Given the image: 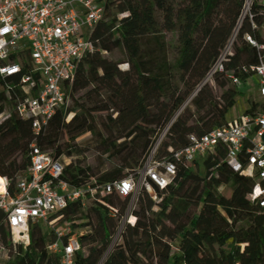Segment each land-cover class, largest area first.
Instances as JSON below:
<instances>
[{"label": "trees", "instance_id": "obj_1", "mask_svg": "<svg viewBox=\"0 0 264 264\" xmlns=\"http://www.w3.org/2000/svg\"><path fill=\"white\" fill-rule=\"evenodd\" d=\"M263 22L264 7L258 0H107L103 19L89 38L93 52L75 71L68 106L56 111L38 135L0 89V177L10 182L12 191L16 174L28 165L34 141L62 163L64 180L71 185L78 187L89 179L96 184L119 181L141 165L189 99L165 133L159 157L186 146L189 135L222 127L238 95L227 76L244 82L260 55L264 62V39L252 27ZM235 31L221 72L205 82ZM166 33L176 36L171 48ZM246 35L263 48L251 46ZM247 101L245 113L264 115V101ZM9 131L12 136L2 142ZM72 152L75 165H65L61 157ZM220 160L216 157L211 165ZM208 168L200 176L178 164L169 191H157L154 202L140 192L128 212L134 224L122 226L110 249L113 231L108 223L78 202L68 204L55 215L71 224L86 219L79 226L88 228L78 238L75 264H264V213H254L243 197L252 181L223 165L211 176ZM226 186L228 197L216 194ZM129 201L107 194L92 205L102 214L115 211L119 225ZM38 240L33 228L27 244L17 245L0 264L57 263L58 257L46 251L47 244L36 248ZM55 241L54 235L48 243ZM175 241L179 253L171 255Z\"/></svg>", "mask_w": 264, "mask_h": 264}, {"label": "built area", "instance_id": "obj_2", "mask_svg": "<svg viewBox=\"0 0 264 264\" xmlns=\"http://www.w3.org/2000/svg\"><path fill=\"white\" fill-rule=\"evenodd\" d=\"M106 1L0 0V89L10 97L18 117L30 122L33 135L46 127L56 111L68 106L75 71L80 61L93 52L89 38L93 28L103 19ZM258 3L264 7V0ZM244 11H248V3ZM252 27L264 33V22L258 28ZM245 39L257 49L263 48L249 36ZM230 45L229 42L219 55L205 82L215 72H221V63ZM262 56L259 64L250 68L251 75L244 82L236 76H227L237 91L247 80H252L259 99H264ZM189 100L174 115L141 165L112 183L71 185L64 180L62 163L42 152L33 141L29 146L28 165L16 174L12 191L10 182L1 178L0 260L17 245H26L33 228L42 232L44 227L45 235L49 217L70 203L78 202L84 209H90L93 201L107 194L120 201L131 199L137 188L151 201H156L157 191H169L178 164L195 171L196 166L203 163V168L209 167L210 173L223 165L250 179L253 186L244 190V200L253 206L254 213H264L263 114L245 113L244 110L234 119L225 117L226 124L222 127L202 135H189L186 146L168 156H158L161 140ZM219 156L220 162L212 166ZM128 212L119 226L116 212L106 213V222L114 235L109 249L118 241L122 226L134 224L135 218ZM64 238L58 237L45 249L58 257L55 264H75V255L80 250L78 238L75 235ZM178 253L175 241L171 244V255Z\"/></svg>", "mask_w": 264, "mask_h": 264}, {"label": "rangeland", "instance_id": "obj_3", "mask_svg": "<svg viewBox=\"0 0 264 264\" xmlns=\"http://www.w3.org/2000/svg\"><path fill=\"white\" fill-rule=\"evenodd\" d=\"M258 33L262 37V39H264V33L260 32V31ZM235 35H236V31L233 33V35L229 39V42L230 43H232V41L235 39ZM175 39H176V36H175L174 33H166L165 34V40L167 41V43H168V45H169L170 48L174 46ZM111 51H112L111 53L114 52L113 49H111ZM121 68L124 69L125 66L122 65ZM237 92H238V95L236 96V99H235V105L227 113V118L229 120L234 119V118L240 116L241 113H242V111H244V110L246 111V109L249 108L248 101H247V99L249 97H251L253 99V102L254 103L260 104V103H262L264 101V99H259L257 97V95L255 94V86H254V82L252 80H247L244 84H242V86L239 88V90ZM12 134H13V131H9L8 133H6L1 138V141L2 142L6 141L7 139H9L12 136ZM76 160H77V156L73 152L71 153V155L68 158L67 157H64V156L61 157V161L65 165L66 164H69V163H72V165H75ZM87 162H89L88 159L86 161H84V163H87ZM203 167H204V164L203 163L201 165H197L196 166V172L200 176H203L205 174V173H203V170H204ZM208 174L211 176L212 173L208 172ZM92 183H95L94 180L93 179H89V180L85 181L84 184H82V185L83 186H85V185H91ZM140 192L141 191L138 188L135 190L133 196L131 197V199L129 201V205H128V208H127V212L130 211V210H132V208L134 207L133 204L135 203V200L138 197V195H139ZM229 192H230L229 191V188L226 186V187H223V188L219 189L216 194L217 195H221V196L228 197ZM98 200H101V197H99ZM90 209L92 210L93 215H94L95 218L101 219V220H103V221L106 222V219H107L106 214L100 213L93 205H92V207ZM125 216H123L119 220L120 221L119 222L120 224H121V222L124 221ZM86 222H87V220L86 219H83V220H80L78 222H75V223H72L71 224V223L64 222L61 219L60 216H56V215L50 216L49 219L47 220V223H46V229H45V235H44V237H47L46 239H41L43 237V233L44 232H41L38 228L35 229L36 235H37V237L39 239L37 241V243H36V248L38 250L42 249L46 244H48L50 237H52L54 235L56 236V240L58 239V237H60V239H62L64 237H66L67 235H75L77 238H80L83 234L88 233V228L80 227L79 226V225H84ZM116 222L118 223L117 220H116ZM113 237H114V235L112 236V238L110 240V245H111V242H112ZM110 245H109V247H110ZM231 246H232L231 243H227L225 245V248L226 249H230Z\"/></svg>", "mask_w": 264, "mask_h": 264}, {"label": "bare ground", "instance_id": "obj_4", "mask_svg": "<svg viewBox=\"0 0 264 264\" xmlns=\"http://www.w3.org/2000/svg\"><path fill=\"white\" fill-rule=\"evenodd\" d=\"M2 182V180H1V177H0V183ZM132 221V220H131ZM42 229V232L44 231V227H42L41 228Z\"/></svg>", "mask_w": 264, "mask_h": 264}, {"label": "water", "instance_id": "obj_5", "mask_svg": "<svg viewBox=\"0 0 264 264\" xmlns=\"http://www.w3.org/2000/svg\"><path fill=\"white\" fill-rule=\"evenodd\" d=\"M262 139L264 140V135H263Z\"/></svg>", "mask_w": 264, "mask_h": 264}, {"label": "crops", "instance_id": "obj_6", "mask_svg": "<svg viewBox=\"0 0 264 264\" xmlns=\"http://www.w3.org/2000/svg\"><path fill=\"white\" fill-rule=\"evenodd\" d=\"M226 119H228V118H227V115H226Z\"/></svg>", "mask_w": 264, "mask_h": 264}]
</instances>
